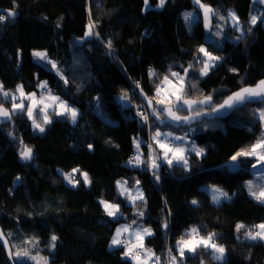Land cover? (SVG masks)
I'll use <instances>...</instances> for the list:
<instances>
[{
    "label": "trees",
    "instance_id": "obj_1",
    "mask_svg": "<svg viewBox=\"0 0 264 264\" xmlns=\"http://www.w3.org/2000/svg\"><path fill=\"white\" fill-rule=\"evenodd\" d=\"M202 1L225 11L233 9L245 29L243 38L225 40L222 46L207 42L201 16L192 23L185 20V12L194 7L190 0H166L162 8L155 7L158 0H149L146 11L144 0H0V8L17 13L0 22V83L4 89H15L21 83L26 92L46 94L37 85L38 80L47 81L53 94L79 112L76 123L52 113L44 132L34 130L26 111L16 112L0 125V223L15 248L32 236L34 252L49 256V264H134L123 256V247L109 248V241L117 222L135 220L151 227L153 233L145 237V245L161 257V264H165L167 242L173 251L172 243L186 236L191 225L200 234L216 233L226 258L214 260L209 250L199 248L185 254L187 264H264V241L237 239L235 230L237 222L251 228L264 221V203L250 197L244 184L255 160L241 157L240 167L234 170L227 165L232 155L261 137L257 110L264 109V101L247 103L225 118H201L188 127L159 126L150 117V134L156 127L186 132L207 154L202 158L189 152L188 169L163 164L157 171V183L155 176L151 180L148 167L128 163L134 152L133 139L147 134L136 113L138 92L142 89L153 97L155 86L170 67L180 73L190 62L196 67L195 74L190 70L185 80V98L212 96L210 105L194 112L211 110L234 90L264 77V25L259 21L248 24L250 0ZM0 15L7 14L0 11ZM90 20L99 35L80 41ZM227 29L241 35L231 26ZM201 44L222 58L205 76L198 72L203 65L194 60ZM38 49L57 62L68 84L50 64L33 60V50ZM149 69L156 76H150ZM124 92L130 97L126 107L116 100ZM97 99L106 119L94 111ZM0 104L11 110L10 98L0 96ZM34 115L40 122V116ZM21 140L34 151L30 163L18 161ZM73 168L87 172L91 183L77 178L80 183L75 187L67 183L63 174ZM120 178L128 184L138 179L146 203L127 204L116 187ZM202 184L216 185L231 197L213 203ZM101 199L118 203L122 215L108 216ZM140 211L143 216L138 215ZM52 235L57 237L54 248L50 246ZM0 264H9L1 244Z\"/></svg>",
    "mask_w": 264,
    "mask_h": 264
},
{
    "label": "snow or ice",
    "instance_id": "obj_2",
    "mask_svg": "<svg viewBox=\"0 0 264 264\" xmlns=\"http://www.w3.org/2000/svg\"><path fill=\"white\" fill-rule=\"evenodd\" d=\"M260 3L264 4V0H259ZM15 3V0H13ZM166 3V0H158L157 7L162 8ZM195 5L198 6L200 10L203 11L204 21H205V28L211 29V20L214 16H218L220 21H224V24H230V26L241 33L240 36H237L236 39L240 40L243 38L245 29L242 26L239 17L235 13L234 10H229L227 16L219 15L216 9H213L211 6L202 3V0H194ZM145 4V11L150 7L149 0H144ZM14 10H8L7 15H0V22L5 21L9 17L15 16ZM91 17V13H89ZM193 13H185L184 17L186 21H190L193 18ZM264 23V13H262L259 17L257 15H251L248 21L250 26H254L258 23ZM247 28L248 32H251V27ZM57 27H59V23H57ZM224 25H218V30L215 32L216 36H221L223 34ZM95 24L91 22L88 25V30L85 32L84 37L80 38V41H83L87 37H91L93 35L98 36L99 34L94 31ZM107 47L110 49L112 47V41L109 40L107 42ZM111 54V53H109ZM202 54V56L200 55ZM32 55L38 58L40 61H45L51 65L52 69L56 70V72L60 75V78L64 81L65 84H68V79L63 75V72L59 68L56 61H53L49 58L46 51H34ZM222 59L221 57L214 56L210 51H208L203 45L200 46L198 49V54L194 57L196 65H203L198 69L200 76H205L208 74L209 70L216 65V61ZM190 70L192 73L195 74L196 67L193 63H189L188 67L182 68L184 73L183 76L180 75L179 72H175L169 68L168 74L164 75L163 79L160 83L156 86L155 96L149 98L141 89L140 94L143 96L145 100V104L143 105L145 110H140L141 106L138 107V115L141 117V120L144 124H148L150 117H152L155 123L159 124H171V122H189L193 119L206 115L201 111H196L192 116H180L177 115V112L174 109L178 110H188L192 111L193 107L200 106V105H210L212 101V96H204L203 99H186L185 95V80L190 74ZM231 71L236 72V69H231ZM150 76H156V71L154 69H149ZM170 77L172 79H170ZM173 80L178 81L177 84L173 83ZM171 85V88L165 92V89ZM40 89L47 92L48 95L45 97L41 95L40 98L36 99V93H25L24 86L17 85L16 91L19 93V97H17L14 93L5 90L2 83H0V96H2L5 100L9 98L12 101L11 110L4 107L3 104H0V121H10L13 114L18 111H26L27 115L30 119H32L33 128L34 130H38L40 132H44L45 128L42 126L40 122H37L36 119H33L34 113L37 115L42 116L43 124L51 123V120L48 115V110L51 109L56 115L59 116H66L68 117L73 123H76L77 116L79 112L76 108L72 107L66 100H63L61 97L53 95L51 89L47 87V81H39L38 85ZM196 85L193 84L192 87ZM136 87H139V83L137 82ZM163 94L164 98H160ZM173 97L175 98L173 100ZM255 98H260L264 100V79L260 80L255 84V86H246L240 88L239 91L234 92L231 96H229L222 104L217 105L216 107L211 109L212 113H217L221 109L224 108H233L236 105L243 104L246 101H251ZM17 99L20 100L19 103H16ZM123 101H129L130 97L127 92H124L121 96ZM28 100L30 103L26 106L24 101ZM48 102H45V101ZM59 108V111L56 109ZM38 109V112H37ZM257 112L259 113V119L261 122H264V109H258ZM12 135L11 133H9ZM164 137V139H161ZM168 137H172L171 141L166 142ZM186 139V136H173V133H162L159 130H156L151 137V140L160 148L162 149V153L159 157L154 155L155 149L153 148V144L149 143L148 141H144L140 138H134V145L137 149V154L130 158L128 163L133 166H139L141 164L145 165L146 167H150L153 170V175L155 179L158 181L160 179L159 175H157V170L160 168L162 162H166L168 166H172L174 163L180 164L183 168H189V161L186 157V152H194L197 156H201L204 152L202 148H196L195 145H192L190 149H186L179 144H175L174 142L180 141L183 142ZM144 144L148 148V157L147 159L142 158L144 153L140 150L141 145ZM173 145V146H170ZM20 158L22 160H31L33 156V149L28 145L24 144V142L20 141ZM90 149L92 145L88 146ZM171 154V158H170ZM252 158L255 160V163L251 164V168L257 170L260 174V179L264 180V132H262L261 137L258 138L255 143L251 144L250 146L241 148L237 151L234 155L230 157V163L228 165L231 169H236L240 167V158ZM158 159L160 162H158ZM80 172V169L73 168L71 172L64 173V179L68 181L69 184H72L74 187L80 183L79 180L76 179L75 174ZM255 174V173H254ZM80 175L83 178V182L87 185L91 183V180L88 176L87 172H80ZM20 178L17 177V180ZM136 185H139L140 181H135ZM118 188L120 189L121 195L127 194L130 199H132L133 203H135L136 199H139L142 202L144 201L143 192L137 188V196L131 197V190L126 188L127 181L121 182L120 180L116 181ZM247 186L249 190V194L256 199L257 201L264 203V186H259V190H253L254 187H257L254 181L249 180L247 181ZM212 193V200L214 202L219 203L220 199L229 198L228 193L223 191L221 188L213 185L210 189ZM100 203L104 206L105 211L108 216L110 217H119L122 215L120 212V206L116 204H109L107 201L101 200ZM193 204H197L198 201L193 200ZM139 216H143L144 213L142 211L138 212ZM136 221H133L135 224ZM164 227L167 228V223L164 224ZM241 229H246L244 231V238L248 240H264V223L253 225L251 228H246V226L242 223H238L236 225V231L240 232ZM123 233H129L130 239L128 241L122 239ZM8 235H11L10 233ZM145 235H152V230L150 228H138L134 231L132 230L131 225H123L116 229L115 234L111 239L112 247H119L124 246L125 250L123 252L124 257H131L135 264H149L150 260L154 258V264H160L161 257L156 255L151 249H145L143 245V239ZM191 239L185 240L181 237L180 240L176 242V249L178 251L179 260L177 256L172 255L171 249H169V264H183V260L187 253H196L197 249L203 248L206 251L211 250V255L214 260L222 261L225 255V247L221 244L216 243V233L210 232L207 233L206 236L199 235V229L193 227L187 233ZM135 237L136 240L139 241L138 244H134L131 242V237ZM198 237V238H197ZM0 240L3 241V244L6 248H8V240L5 238V235L2 231H0ZM57 237L55 235L51 236V247H55V242ZM28 243H35V241H28ZM15 247V246H13ZM141 250L143 251V258H141ZM9 256L10 258L15 257V264H21L24 259L29 260H37L36 256L30 255V252L27 248H24L19 251H12L9 249ZM44 259V264H47V260Z\"/></svg>",
    "mask_w": 264,
    "mask_h": 264
},
{
    "label": "rangeland",
    "instance_id": "obj_3",
    "mask_svg": "<svg viewBox=\"0 0 264 264\" xmlns=\"http://www.w3.org/2000/svg\"><path fill=\"white\" fill-rule=\"evenodd\" d=\"M190 1H191V3L193 4L194 7H192L191 10H189V11H187V12H185V13H193L194 15H193V18H192L190 21H188V23L195 22V21L201 16L202 21H203V26H204V38H205V40H206L207 42H212V43L215 44L216 46H222L225 40H230V41H236V40H237L236 37H237L239 34L236 33L235 31L232 32V31L228 30L227 27L230 26V24H224V21H220V20L218 19V16H214V17L212 18V20H211V29H210V30H209V29H206V28H205V21H204L203 11L200 10V9L198 8L197 5H195L194 0H190ZM202 3L211 6L213 9H216L217 12L219 13V15L227 16L228 11L230 10V9H228V10L225 11L220 5L212 6V5H210V4H208V3H205V2H203V1H202ZM155 7H157V5H156ZM157 8H160V7H157ZM144 9H145V6H144ZM231 10H233V9H231ZM262 13H264V9H263V8H260V7L256 6V5L252 4V7H251V15H257V16L259 17ZM251 15H250V16H251ZM262 24L264 25V23H262ZM218 25H224L223 30H222L223 34H222L221 36H216V35H215V32L218 30V28H217ZM202 45L206 48L205 44H201V46H202ZM206 49H207V48H206ZM34 51H45V50L38 49V50H33V52H34ZM213 55H214V54H213ZM214 56H216V55H214ZM32 58H33V60H35V61H38V60H39L38 58L34 57L33 55H32ZM49 66H50V65H49ZM50 67H51V66H50ZM179 73H180V72H179ZM180 75L183 76L184 73L182 72V73H180ZM163 77H164V76H163ZM163 77L160 79V81L163 79ZM170 79H172V78L170 77ZM160 81H159V83H160ZM159 83H158V84H159ZM173 83H174V84H177V86H178V81L173 80ZM158 84H157V85H158ZM17 85H21V83H19V84H17ZM17 85L15 86V89L8 90V91L14 93L17 97H19V93L16 91ZM157 85H156V86H157ZM156 86H155V88H154V94H153V97L155 96ZM47 87H48V85H47ZM170 88H171V85H169L168 88L165 89V92H167ZM49 89H50V87H49ZM5 90H6V89H5ZM24 92H25V93H33V92L36 93V99H37V100L40 98L41 95H44L45 97H47V95H48V93H46V94H44V93H38L36 90H34V91H32V92H26V91L24 90ZM52 94H53V93H52ZM53 95H55V94H53ZM56 96H57V95H56ZM121 96H122V95H118V96L116 97L117 102H118L122 107H126L127 105H130V101H123V100L121 99ZM160 98H164L163 94L161 95ZM174 99H175V98L173 97V100H174ZM19 102H20V100L17 99L16 103H19ZM45 102H48V101L46 100ZM24 103H25V105L27 106V105L30 103V101L25 100ZM37 110H38V109H37ZM56 110L59 111L58 108H57ZM94 111H95V113H96L97 115H99V116L102 117L103 119H106V117H105V115H104V113H103V108H102V106H101V104H100V100H99V99H97V100L94 101ZM52 113H54V112H53L51 109H49V110H48V115H49L50 120L53 119ZM34 114H35V113H34ZM26 115H27V112H26ZM55 115H56V114H55ZM27 116H28V115H27ZM58 116H59V115H58ZM257 117L259 118V113H258V112H257ZM34 118H35V115L33 116V119H34ZM31 120H32V119H31ZM259 120H260V119H259ZM260 123H261L262 132H264V122H261V121H260ZM41 124H42L43 127H45V126H44L45 124H43V123H41ZM156 130H159V131L162 132V133H168V132H171V133H173V136H181V137L186 136V139H185L183 142H180V141H176V142H174L175 144H179L180 146H182V147H184V148H186V149H190L192 145H195V147L198 148V149L200 148L199 145L194 141V139H193V137H192L191 135H186V134H184L183 132H181V131H177V130H174V129L156 127V128L152 131L151 137H152V135L154 134V132H155ZM36 131H37V130H36ZM135 138H140V139H142V140L145 141V138L142 137L141 135H138V136L135 137ZM161 139H164V137H161ZM171 140H172V137H168L167 140H166V142L171 141ZM133 141H134V139H133ZM152 142H153V141H152ZM133 145H134V142H133ZM153 148L155 149L154 155H155L156 157H159V156L161 155V153H162L163 150L160 149V148H159L154 142H153ZM140 150L144 153V150H143L142 145H141V149H140ZM189 152H190V151H188V152L185 153L187 159H188V154H189ZM134 154H135V155L137 154V149H136L135 145H134ZM206 154H207V151L204 150L203 154H202L200 157L203 158V157H205ZM142 158H144V156H143ZM170 158H171V154H170ZM158 162H160L159 159H158ZM163 164H167V163H166V162H162V163H161V166H162ZM174 164H177V163H174ZM178 165H180V164H178ZM161 166H160V168H159L158 170L161 169ZM227 169H228V168H227ZM158 170H157V171H158ZM229 170H234V169H230V168H229ZM69 172H71V171H69ZM69 172H65V173H69ZM80 172H84V171L80 170ZM80 172H77V173L75 174V177H76L77 179H79L81 182H83V178H82V176L80 175ZM117 180H120L121 182L126 181L124 178H120V179H117ZM117 180H116V181H117ZM137 180H138V179L134 180V182H133L132 184H128V182H127V185L125 186L126 188H128V189L131 190V197H136V196H137V191H136L137 188H139V189L143 192V195H144V191H143V187H142L141 183H139V185H136V183H135V181H137ZM65 181L68 183L67 180H65ZM83 183H84V182H83ZM115 183H116V182H115ZM211 186H213V185H212V184H202V185H201V188L204 189V190L210 195V197H211V201H212L213 203H217V202H214V201L212 200V193H211V191H210ZM215 186H216V185H215ZM116 187H117V190H118L119 196L122 197V198L124 199V201H125L127 204H132V203H133L132 199H130V197H129L127 194H125V195H121L120 189L118 188L117 184H116ZM217 187H218V186H217ZM219 188H220V187H219ZM221 189H222V188H221ZM222 190L225 191L224 189H222ZM225 192H226V191H225ZM228 196L231 197V195H230L229 193H228ZM144 199H145V197H144ZM101 200H103V199H101ZM225 200H229V198H223V197H222V198L220 199L219 203L222 202V201H225ZM104 201H107V200H104ZM135 201H140V200H139V199H136ZM107 202H108L109 204H116V205H118V203H116V202H111V201H107ZM102 206H103V205H102ZM103 209L105 210L104 206H103ZM105 212H106V211H105ZM112 218H114V217H112ZM238 223H241V222H237L236 225H237ZM260 223H264V221L259 222V223H257V224H260ZM126 224H127V225H131L133 231H134L135 229H138V228H141V227H143V228H150V229H151V227L146 226V225H144V224L142 225V223H136V224H133V223L126 222V221H119V222H117V224H116V226H115V228H114V230H113V234H112V236H111V239H112L113 235L115 234L116 229L119 228V227H122L123 225H126ZM193 227H196V226H195V225H191V226L186 230V236L183 237L185 240H188V239H191V238H192V237H190L189 235H187V233H188L189 230L192 229ZM196 228H197V227H196ZM151 230H152V229H151ZM235 230H236V226H235ZM199 235H200V236H206L207 233H206V234H200V233H199ZM145 237H146V235L144 236V239H143V245H144V248H145V249H149V248L146 247V245H145ZM236 238H237V239H242V238H244V233H241V237H240V236L238 235L237 231H236ZM111 239H110V241H109V248H112V246H110V245H111ZM122 239H127V240H129V239H130V237H129V233H123V235H122ZM180 239H181V238L176 239V240L172 243L173 246L176 245L177 240H180ZM247 240H248V239H247ZM28 241H35V243H34V244H33V243H28ZM262 241H264V240H262ZM131 242L134 243V244H138V243H139V241L136 240L134 236L131 237ZM216 243L220 244L218 241H216ZM13 246H14V244L11 242V248H12V251H19V250H22V249H24V248H27V249L29 250V252H30V255H32V256H36V257H37V260H35V261H33V260H29V259H24L22 262H26V263H28V264H44V259H42V258H45V259L47 260V264H49V259H50L49 256L39 255L38 253H35V252H34V250H35V248H36V247H35V246H36V240H35V238L32 237V236L27 237V239L25 240V243H24V245H23L22 247H20V248H15V247H13ZM174 248H175V249H173V251L171 250V251H172V255H173V256H177V258H178V260H179L178 251H177L176 247H174ZM141 251H142V250H141ZM142 252H143V251H142ZM209 252H210V255H211V250H209ZM186 254H192V253H187V252H186ZM211 256H212V255H211ZM225 258H226V253H225V255H224V259H225ZM13 259H14V261H15V257H13ZM183 264H187V263L183 261ZM201 264H205V263L202 262Z\"/></svg>",
    "mask_w": 264,
    "mask_h": 264
},
{
    "label": "water",
    "instance_id": "obj_4",
    "mask_svg": "<svg viewBox=\"0 0 264 264\" xmlns=\"http://www.w3.org/2000/svg\"><path fill=\"white\" fill-rule=\"evenodd\" d=\"M250 2L252 3V4H254V5H256V6H258V7H261V8H263L264 9V4H262V3H260L259 2V0H250ZM8 10H10V9H2V8H0V11L1 12H4V13H6L7 14V11ZM16 13V12H15ZM17 15V13L15 14V16ZM14 16V17H15ZM14 17H10V18H14ZM262 79H264V77L263 78H261V79H259L257 82H259L260 80H262ZM256 82V83H257ZM256 83H254V84H252V85H246V86H255V84ZM246 86H243V87H246ZM240 88H242V87H240ZM240 88H238V89H236V90H234L233 92H231L230 94H228L220 103H218L217 105H220V104H222L229 96H231L234 92H237V91H239L240 90ZM140 93V92H139ZM140 97H141V99L143 100V102L144 103H146L145 102V100H144V98H143V96H141V94H140ZM149 97V96H148ZM150 98V97H149ZM186 99H194V100H198V99H195V98H186ZM200 99H203V98H200ZM261 101H264V100H261L260 98H255V99H253V100H251V101H246V102H244L243 104H239V105H236V106H234L233 108H224V109H221L219 112H217V113H212L211 112V110H206V109H203V110H200L201 112H203V113H206V115H203V116H201V117H198V118H196V119H193V120H191V121H189V122H180V123H177V122H171V124H170V126H173V127H188V126H191V125H193V124H195L196 122H198L201 118H206V119H214V118H225V117H227L233 110H235V109H237V108H239V107H241V106H243V105H245V104H247V103H251V102H253V103H257V102H261ZM216 105V106H217ZM4 106V105H3ZM208 105H200V106H198V107H202V108H206ZM215 106V107H216ZM5 107V106H4ZM7 108V107H6ZM197 107L196 106H194L193 107V109H192V111H188V110H184L186 113L185 114H179L178 113V109H174L176 112H177V115H180V116H192V115H194V111L193 110H195ZM9 109V108H8ZM10 110V109H9ZM152 118V117H151ZM9 121H0V125H3V124H6V123H8ZM159 126H164V125H169V124H159V123H157ZM33 155H34V151H33ZM33 160V156H32V159L31 160H27V161H25V160H22L21 158H20V155L18 154V161L20 162V163H22V164H25V163H30L31 161ZM155 182L157 183L158 181L155 179ZM166 228L164 227V230H165ZM0 231H2L3 232V229H2V227H1V223H0ZM4 233V232H3ZM4 235H5V233H4ZM5 238L8 240V248H6L5 246H4V244H3V241L2 240H0V244H1V246H2V248L4 249V252H5V255H6V258H7V260H8V263L9 264H15V261H14V259H13V257L12 258H10V256H9V249H12L11 248V242L9 241V239H8V237L5 235Z\"/></svg>",
    "mask_w": 264,
    "mask_h": 264
},
{
    "label": "built area",
    "instance_id": "obj_5",
    "mask_svg": "<svg viewBox=\"0 0 264 264\" xmlns=\"http://www.w3.org/2000/svg\"><path fill=\"white\" fill-rule=\"evenodd\" d=\"M50 86H48V88H49ZM50 89H51V87H50ZM143 105H144V103H143V101L140 99L139 100V102L137 103V105H136V112H137V114H138V107L137 106H141L140 107V110H145V111H147V109H144L143 108ZM140 117V116H139ZM141 118V117H140ZM145 126H146V137H145V141H148L149 143H152V140H151V134H150V119H149V122H148V124H145ZM170 146H173V145H171L170 144ZM148 148H147V146L146 145H144V157H145V159H147V157H148ZM135 156V154H131L130 156H129V158H128V161L130 160V158H132V157H134ZM166 170V169H165ZM148 174H149V176H150V178H151V180H153L154 181V175H153V170L150 168V167H148ZM124 240H126V239H124ZM126 241H128V240H126ZM121 247H123V248H125L124 246H121ZM169 249H171V244H170V242L168 241L167 242V244H166V246H165V248H164V255H165V264H169V255H168V252H169ZM141 254V257L143 256L142 255V252L140 253ZM131 258V257H130Z\"/></svg>",
    "mask_w": 264,
    "mask_h": 264
},
{
    "label": "crops",
    "instance_id": "obj_6",
    "mask_svg": "<svg viewBox=\"0 0 264 264\" xmlns=\"http://www.w3.org/2000/svg\"><path fill=\"white\" fill-rule=\"evenodd\" d=\"M127 106H129V105H127ZM59 109V108H58ZM40 116V118H39V120H40V123H43L42 122V116L41 115H39ZM38 122V121H37ZM229 163H230V161H228L227 162V165H229ZM255 163V162H254ZM255 173V174H254ZM249 180H252V181H254V183H255V185L257 186V187H254V189L253 190H256V191H258L259 190V186H264V180H261L260 179V174H259V172L257 171V170H254V169H252L251 168V177L250 178H248L245 182H244V184H245V188H246V190H247V193H248V195L250 196V197H252L250 194H249V190H248V186H247V181H249ZM152 233H153V231H152ZM147 236H149V235H146V237ZM198 238V237H197ZM173 247H175V245L173 246ZM112 248H114V247H112ZM150 249V248H149ZM143 253V252H142ZM141 258H143V257H141ZM134 262V264H135V261H133ZM149 264H154V258H153V260H150L149 261ZM161 264V263H160Z\"/></svg>",
    "mask_w": 264,
    "mask_h": 264
},
{
    "label": "flooded vegetation",
    "instance_id": "obj_7",
    "mask_svg": "<svg viewBox=\"0 0 264 264\" xmlns=\"http://www.w3.org/2000/svg\"><path fill=\"white\" fill-rule=\"evenodd\" d=\"M181 110H178V112H180ZM185 114V113H184ZM183 115V114H182Z\"/></svg>",
    "mask_w": 264,
    "mask_h": 264
}]
</instances>
